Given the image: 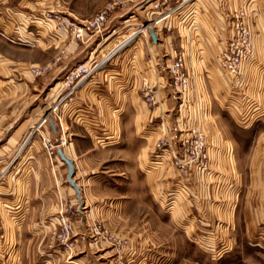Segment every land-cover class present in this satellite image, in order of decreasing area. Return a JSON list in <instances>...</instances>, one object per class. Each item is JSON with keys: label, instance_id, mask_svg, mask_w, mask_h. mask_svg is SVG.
<instances>
[{"label": "rangeland", "instance_id": "374dc122", "mask_svg": "<svg viewBox=\"0 0 264 264\" xmlns=\"http://www.w3.org/2000/svg\"><path fill=\"white\" fill-rule=\"evenodd\" d=\"M109 1L0 0V173H4L0 190L7 187L8 175L20 171L14 167L23 156L24 149L33 141L41 142L40 135L34 128L40 117L52 105L53 97L65 92L62 85L64 78L75 66L87 63L84 59H78L77 65L72 69H63L57 75L64 61L61 51L69 43L70 37L55 34L52 27L31 24V16L41 11L52 10L70 19L77 18L76 20L82 21L95 15ZM183 1L138 0L129 3L124 10H118L111 16L110 19L114 15H122L119 22L109 20L104 31L92 39L100 37L102 40L106 36V39L108 37L114 39L135 32V37L128 36L123 42L129 43L134 38L139 44H146V40L152 44L150 31L162 28L164 36L162 39L167 40L170 36L172 42L169 40L168 42L175 52L177 15L183 11V8L179 9ZM192 1L189 0L184 7ZM258 1L262 4L261 7L264 6V0ZM242 11L250 14L256 12L253 4L247 10L238 8L232 20ZM249 23L253 27L252 22ZM113 28L115 33H112ZM172 54L174 59L176 55L173 52ZM59 55L62 59L51 72L40 77H34L29 73L30 67L44 66L53 62ZM109 56L107 54L104 59H108ZM224 77L222 75L223 79ZM167 80L172 89L169 73ZM57 84L58 88L52 91ZM228 85L223 100L217 102L210 100L211 103L207 100L206 109L201 111L202 118L200 122H196L201 123L207 142L215 137L221 143L214 148L210 147L211 150L209 148L208 151L215 160L216 170L210 169L213 171L212 175L201 177L193 173L181 175L167 161L170 156L162 165L153 163L155 145L164 137H172L174 150L181 154V141L187 137L189 127L194 124L189 122L190 124L186 125L184 121L182 127L177 126L176 119L180 115L176 110L177 106L173 111L147 121V127L142 131V138L138 139L136 146L135 151L138 154L136 165L127 162L120 166H110L122 171L125 167L126 171H136V180H122L116 184L123 189L126 188V191L136 190L134 195L131 192L128 198L130 200H126L122 205L123 218L119 221L117 229H107L96 222L95 225L100 227L91 225L86 229V243L78 241L77 238L83 231L76 212L78 206L70 205L67 216L74 225V234L71 238L75 243L74 248L67 250L54 238V234L59 230L56 220L57 224L53 230L39 229L45 234H40L38 241L34 238L28 242L27 236L30 238L31 235L26 234L23 258L25 261L22 263L28 264L30 261V264H224L222 263L224 259L231 257V261L228 262L240 264L241 251L248 250V247L255 250L264 246V243L259 242V239L264 237V209L260 213H254L245 210L243 204L230 209L231 206L228 208L227 203L220 205L217 210H209V203L212 206L223 203L228 192L250 188L252 182L246 175L249 162L254 155L264 157V113L260 116V111L255 113L251 111L252 115L248 122L242 123L240 120V113L244 112L240 110L241 105L249 101L248 106L257 107L260 106L259 101L254 99L246 88L234 91L230 87V82ZM237 95L241 96L242 104L240 100L232 98ZM174 96L178 105L180 101L177 95ZM143 103L147 109L153 108L148 106L144 99ZM64 104L65 101L59 107L60 116ZM209 113L217 116L213 124L215 130L206 126V122L210 121ZM163 115L169 117L164 118ZM165 119H168L169 123L166 129L162 127ZM52 121L58 123L56 119ZM49 126L42 129L47 137L50 136L45 130L50 128ZM50 139L54 142L53 138ZM60 140L55 142L56 145H60ZM227 156H231L234 162L235 171L231 175L225 172ZM168 168L172 173L164 178L163 172ZM240 174L243 175L240 177ZM9 177L7 181L11 185L14 178ZM150 184L154 188L152 196L148 192ZM95 227L99 228V235L93 232ZM128 232L140 233L142 235L140 243L129 241L132 235ZM142 233L148 234L151 243L149 240V243L144 242ZM41 238L43 241L40 242ZM54 250L64 257L60 259L50 256L49 252Z\"/></svg>", "mask_w": 264, "mask_h": 264}, {"label": "crops", "instance_id": "0c3cea01", "mask_svg": "<svg viewBox=\"0 0 264 264\" xmlns=\"http://www.w3.org/2000/svg\"><path fill=\"white\" fill-rule=\"evenodd\" d=\"M252 4L256 12L247 13V18L253 24L256 59L244 69V85L239 89L230 86L234 91L246 88L259 101L260 106L257 107L246 106L244 109V104L241 105L240 110H244L242 115L240 113L241 122L246 123L252 115L251 111H260V116L264 113V6L261 7L258 0H193L177 15L175 52L168 42H172V38L169 36L167 40L162 39V28L153 30L156 40H152V44L147 40L146 44H139L134 38L129 43L123 42L128 36L135 37V32L114 39H106V36L100 40V37H95L87 44L69 41L63 48L64 61L57 75L63 69H72L77 65L78 59H84L91 65L99 64V68L95 75L81 83L65 100L61 107V126L52 121L50 128L45 130L54 139V143L60 139L66 141L64 145H57L54 160L50 162L39 140L33 141L24 149L23 156L14 167L20 171L12 172L13 175L10 173L6 177L7 187L0 190V264H25L22 261H25L26 234L31 235L30 238L27 236L28 242L34 238L38 241L40 234H45L39 229L53 230L57 224L56 215L64 212L70 205L78 206L76 212L83 230L78 241L86 243V229L91 225L100 227L95 225L96 222L107 229H117L123 218L122 205L130 200L128 198L131 192L134 195L136 190L128 189L127 192L126 188L116 184L117 181L136 180V171H126V167L122 171L110 166H120L127 162L136 165L138 154L135 150L138 139L142 138V131L147 127V121L169 113L178 106L176 110L180 115L176 124L182 127L184 121L186 125L189 122H200L201 111L206 109L207 100L209 103L210 100H223L231 81L222 78L215 57L232 38L230 21L234 12L238 8L247 10ZM121 17L120 14L114 15L110 22L115 20L117 23ZM112 33H115L114 28ZM172 52L175 55L184 54L186 69L193 74V93L190 102L183 106H180V102L176 104V93L169 87L167 80L169 63L174 57ZM107 54L110 55L109 58L104 59ZM59 84L51 90H56ZM146 86L156 90L157 103L151 110L143 103L142 89ZM58 97L56 94L51 104ZM232 98L243 103L239 95ZM216 118V115L210 114V121L206 122L209 129L215 130L213 124ZM168 125V119H165L162 127L166 129ZM208 144L209 148L221 145L215 137L209 139ZM58 150L73 164L72 181L78 187L79 194L67 182V166L58 157ZM215 167V160L210 155V169L214 171ZM234 169L232 157L227 156L225 172L231 175ZM171 173L168 168L163 172V177L166 178ZM246 173L252 186L228 192L223 203L214 206L209 203V210L228 203L230 209L243 204L248 212L263 211L264 157L254 155ZM9 176L14 178L11 185L7 181ZM148 192L153 195L154 188L151 184ZM130 235L129 241L133 243H140L142 240V235L138 232ZM143 235L144 242L151 243L148 234ZM39 241H43V238ZM259 242L263 244L264 237ZM252 249L254 248L248 247V250L241 251L240 264H264V246ZM49 253L55 258L64 257L57 250ZM230 258H225L222 263L235 264L228 262L231 261ZM35 260L34 256L33 263Z\"/></svg>", "mask_w": 264, "mask_h": 264}, {"label": "built area", "instance_id": "2783aa9c", "mask_svg": "<svg viewBox=\"0 0 264 264\" xmlns=\"http://www.w3.org/2000/svg\"><path fill=\"white\" fill-rule=\"evenodd\" d=\"M135 1L138 0H110L95 15L82 21L70 19L52 10L41 11L37 15L31 16V24L43 25L46 28L52 27L55 34H65L74 42L86 44L95 35H99L104 31L113 13L118 10H124L129 3H134ZM188 2L189 0H184L179 9L183 8ZM233 19L230 21V27L233 31L232 38L228 40L225 48L215 57V63L219 72L231 81L230 86L233 89H239L244 85V69L254 63L256 59L255 34L246 12L242 11L235 15ZM63 52L64 50L61 51L62 55ZM61 59L62 56L59 55L53 62H49L44 66H32L28 71L34 77L43 76L51 72ZM98 68L99 64L88 65L85 63L79 64L70 70L62 83L65 92L61 93L56 101L52 103L47 112L40 117L34 128L40 135L42 146L50 162L56 156L57 145L50 137H47L43 133L42 129L49 126L50 122L54 119L61 126L62 117L59 115V107L74 93L81 83L92 77ZM168 73L171 87L175 90L180 101V106L188 104L193 93V74L186 69V60L183 53L175 56L168 68ZM142 97L144 102L150 107H153L157 103L154 87H144L142 89ZM245 102L244 107H248L249 101ZM188 131L187 137H184L181 141V154H178L174 150L171 142L173 141L172 137L161 138L155 145V160L153 163L162 165L168 159L167 157L170 156V159L167 161L181 175H191V173L198 176L210 175L209 147L201 123L196 124L194 122ZM65 142V140H60V145H64ZM3 176L4 173H0V182ZM68 211L69 207L60 213L57 219L59 230L54 234V238L67 250H71L75 244L71 239L74 234V225L67 216ZM93 232L99 235V228H93Z\"/></svg>", "mask_w": 264, "mask_h": 264}, {"label": "water", "instance_id": "95a60500", "mask_svg": "<svg viewBox=\"0 0 264 264\" xmlns=\"http://www.w3.org/2000/svg\"><path fill=\"white\" fill-rule=\"evenodd\" d=\"M150 36L152 37V39L154 41L156 40L153 30L150 31ZM57 155L65 163V165L67 166V170H68L67 171V182H68V184L75 189V191L77 192V194H79L78 187L76 186V184L74 183V181H72V178L74 176V169H73L72 162L70 161V159H68L67 157H65L63 155V153H62L61 150H58L57 151Z\"/></svg>", "mask_w": 264, "mask_h": 264}]
</instances>
